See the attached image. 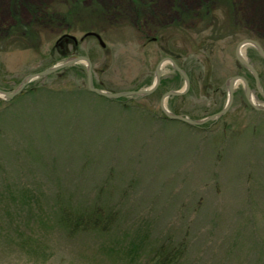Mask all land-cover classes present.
Listing matches in <instances>:
<instances>
[{
    "label": "rangeland",
    "instance_id": "1",
    "mask_svg": "<svg viewBox=\"0 0 264 264\" xmlns=\"http://www.w3.org/2000/svg\"><path fill=\"white\" fill-rule=\"evenodd\" d=\"M174 1L0 0V30L20 29L0 33V89L74 55L90 59L104 91L150 87ZM211 1L176 0L183 17L199 14L191 39L171 31L169 40L190 86L167 108L193 119L225 105L235 74L264 105L234 54L245 35L264 48V0ZM87 31L105 47L80 40ZM65 35L77 44L58 42ZM242 55L264 92V60L249 45ZM75 65L0 97V264H149L161 248L172 264H264V111L242 82L226 114L197 126L160 111L162 94L184 85L170 63L154 92L131 100L90 92ZM66 212L84 226L65 224Z\"/></svg>",
    "mask_w": 264,
    "mask_h": 264
},
{
    "label": "water",
    "instance_id": "2",
    "mask_svg": "<svg viewBox=\"0 0 264 264\" xmlns=\"http://www.w3.org/2000/svg\"><path fill=\"white\" fill-rule=\"evenodd\" d=\"M71 38L75 41L76 38L74 36L71 35H65L60 37V39L65 38V37ZM89 36H93L98 40L99 45L104 48L105 47V43L103 42V40L101 39L100 35L96 32H92V31H88L86 33H84V35L80 38L81 40L89 37ZM59 39V40H60ZM246 44H252L254 45L260 55L263 57L264 59V52L262 50V48L260 47V45L251 39H244L242 41H240L238 43V45L236 46L235 49V58L236 60L243 65L244 67H246L252 74L254 81H255V87L256 90L258 91V93L264 97V92L262 91L260 84H259V78H258V74L256 72V70L253 68V66L245 59L244 56H242V47ZM165 62H169L172 67L174 68V70H176L181 77L184 80V85L181 89L179 90H169L166 91L165 93L162 94V96L160 97L159 100V108L160 111L162 112V114L171 119V120H176V121H181L184 123H187L189 125H202L204 123H207L209 121H213L218 119L219 117L223 116L224 114H226L228 112V110L230 109L232 102H233V91H234V87L236 82H242L244 85V94H245V98L247 100V102L249 103V105L256 111H264V105H259L257 103H255L250 87L247 83V80L242 77V76H232L227 80L226 83V89L228 92V98L227 101L225 103V105L223 106V108L215 113H212L202 119H193L187 115H183V114H175L172 113L171 111H169V109L167 108V99L169 97H173V96H181L184 95L190 86V81H189V77L186 74V72L181 69L175 62L173 59L171 58H167L166 60H160L159 63L157 64V66L155 67V71H154V81L152 83V85L148 88L145 89H136V90H125V91H118V92H109V91H104L102 89H99L97 87L94 86V81H93V73H92V62L90 61V59L86 56L83 55H74L71 57H68L67 59H65L64 61L54 64L53 66H50L46 69H43L41 71L35 72V73H30L25 75L22 80L19 82V84L17 85V87L12 90V91H5L3 89H0V97L5 99V100H10L11 98L15 97L16 95H18L24 88L25 86L33 81L34 79H37L39 77H43V76H47L51 73H54L62 68L65 67H69L75 64H83L85 66V73H86V85L87 88L90 92L104 97L106 99H118L121 97H139V96H147L149 94H151L152 92H154L158 85L160 84V69L161 66L165 63Z\"/></svg>",
    "mask_w": 264,
    "mask_h": 264
},
{
    "label": "flooded vegetation",
    "instance_id": "3",
    "mask_svg": "<svg viewBox=\"0 0 264 264\" xmlns=\"http://www.w3.org/2000/svg\"><path fill=\"white\" fill-rule=\"evenodd\" d=\"M171 10L174 11V13H175L174 16H172V17L169 18L167 16V13H166V10H165V12L163 14V18H162V25H161L162 27H161V30H160V51H161V53L163 55L161 56L160 60H166L167 58H171V59H173L175 61V63L179 67H181V66H183V60H182L183 55L180 54V53L173 54L168 49V47H169V40L171 39V36L173 37V35L171 34V31H175L174 32L176 34L175 37H177L178 35L181 37V34L185 32V35H186L185 37L187 39H189V38L191 39L192 36L189 35V34H187L186 32H189L188 30H190L191 32H193L192 28H193V24L195 22V20L193 19V17L194 16H198L199 13H196V12H193V11H189L187 13H190V15L192 16V18L191 19H187V17H183L182 16V9L180 8V5H178V3L176 2V0L171 3ZM204 14H206V13H204ZM254 37H253V35H249V36L248 35H245V38H243L242 40H244V39H251V40L256 41L260 45V47L262 48V50L264 52V48H263L261 42L258 39L254 38ZM80 40H79V42H80ZM153 40H156V38H153ZM58 42H62V43L72 42L75 45L77 44V41H75V40H73L71 38H68V37L63 38L62 41H58ZM238 43L236 44V46L238 45ZM60 45H61V43H60ZM247 45L253 47L258 52V54L260 55L258 49L254 45H252V44H247ZM180 47H181V45H180ZM235 49H236V47H235ZM234 54H235V52H234ZM260 57L263 59V57L261 55H260ZM236 64L238 65L239 68L243 67L246 71H248L247 68H245L243 65H241L237 60H236ZM236 75L237 76L245 77V76H243L241 74H235V76ZM258 78H259V76H258ZM259 81H260V78H259ZM247 82H248V80H247ZM248 85H249V87L251 89V86H250L249 82H248ZM254 87H255V82H254ZM244 91L245 90H244V87H243V95L245 97ZM234 96H235V93L233 92V99H234Z\"/></svg>",
    "mask_w": 264,
    "mask_h": 264
},
{
    "label": "trees",
    "instance_id": "4",
    "mask_svg": "<svg viewBox=\"0 0 264 264\" xmlns=\"http://www.w3.org/2000/svg\"><path fill=\"white\" fill-rule=\"evenodd\" d=\"M207 1H209L210 3L209 4H211L212 3V1L211 0H207ZM55 17L57 18V21H58V25L60 24V25H63L64 24V22L66 21L65 20V18L62 16V15H55ZM40 19V18H39ZM59 25V26H60ZM19 30L20 29H13L11 32H10V29H4V31L3 30H0V33H3V34H10V33H12L13 34V36L14 35H16L17 33H19ZM27 30H29V29H26L25 31L26 32H28ZM7 31V32H6ZM25 37H27V35H25ZM81 66H79V65H73V66H71V67H69V69H76V68H80ZM181 68L182 69H184V71H186V73L187 74H189V71H188V69H186L184 66H181ZM175 74H176V76H177V78H181V76L177 73V72H175ZM190 77V76H189ZM94 85L96 86V87H98V88H100L99 86H97L95 83H94ZM39 90L40 88L39 87H35L34 88V90ZM102 98V97H101ZM129 98V100H131V97H123L122 99H128ZM174 98V97H173ZM164 116V115H163ZM165 117V116H164ZM96 216V215H95ZM62 219H63V221H64V223L65 224H68V225H70V226H72V227H77L78 225L80 226V227H83L84 225L83 224H81L80 222H82V219H83V217L82 216H80V215H75L74 214V216L73 215H71V213H69V212H66L65 214H63V217H62ZM97 218H94V219H92V221L93 222H97ZM86 221H89V220H86ZM134 248H135V246H134ZM131 255V254H130ZM130 255H127V257L128 258H131L132 256H130ZM130 256V257H129ZM149 264H172V260L169 258V255H168V253H167V251H166V249H159V251H158V253L156 254V257L155 258H153L152 260H151V263H149Z\"/></svg>",
    "mask_w": 264,
    "mask_h": 264
}]
</instances>
